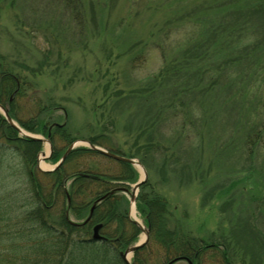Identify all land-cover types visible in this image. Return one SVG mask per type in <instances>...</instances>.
Segmentation results:
<instances>
[{"label": "rangeland", "instance_id": "374dc122", "mask_svg": "<svg viewBox=\"0 0 264 264\" xmlns=\"http://www.w3.org/2000/svg\"><path fill=\"white\" fill-rule=\"evenodd\" d=\"M209 1L228 3L229 10L243 6L233 4L234 0ZM77 2L79 6L74 7L62 0H9L0 9L1 52L16 54L18 59L35 66L43 51L52 50L41 75L33 78L36 91L29 90L27 97L19 100L21 117L32 118L37 99H55L60 108L50 117L55 121L51 127L66 122L78 139L108 134L101 136L103 145L99 146H115L138 160L144 156L141 152L147 134L156 131L164 138L166 153H157L153 159L147 157L144 166L149 185L144 190L155 191L167 200L169 209L174 211L169 215L171 224L182 218L195 235L210 239L212 233H240L250 220L264 237V137L252 156L245 143V135L250 131L246 126L264 125L262 63L257 67L246 63V67L228 68L229 74L221 78L215 74L194 77L189 83L180 80L181 86L174 89L169 82H163L161 70L167 66V56L174 59L180 50L184 52L208 33V25L189 20L194 4H203L205 0ZM226 14L223 11L217 19L226 18L227 24L236 22V16ZM257 32L259 36L254 32L234 37L235 45L242 48L255 43L253 37L260 41L262 32ZM254 68L259 71L255 75ZM231 77L236 78L232 87L228 84ZM62 108L68 109L67 116ZM0 113L3 114L1 109ZM261 133L264 136V131ZM42 142L43 153L38 155L37 168L44 172L40 169L50 170L57 163L50 159L48 142ZM56 145L62 152L69 147L58 136ZM80 146L87 147L82 141L77 143ZM66 168L78 174L93 171L114 176L120 173L122 165L104 154H84L70 160ZM134 168L137 182L143 173L139 166ZM188 171L195 176L191 183ZM41 180L50 184L51 178ZM14 183L5 182V188L15 190L20 183ZM86 183L89 184L88 180ZM114 186L127 184L115 181ZM89 187L97 185L91 182ZM207 193L208 201L203 204ZM126 196L129 198L130 194L126 192ZM63 200L59 196L55 210L64 207ZM70 201L68 198L69 204ZM88 212L89 209L82 217L69 213V218L82 221ZM135 212L143 221L141 214ZM143 238L141 230L136 243ZM231 241L239 253L236 263L243 264L244 252L237 247L236 238ZM150 252L153 261L161 258V251L154 244ZM245 259L251 260L248 255ZM216 263L209 258L205 261Z\"/></svg>", "mask_w": 264, "mask_h": 264}, {"label": "trees", "instance_id": "16d2710c", "mask_svg": "<svg viewBox=\"0 0 264 264\" xmlns=\"http://www.w3.org/2000/svg\"><path fill=\"white\" fill-rule=\"evenodd\" d=\"M8 1L0 0V9ZM62 1L70 6H79L77 0ZM205 1L203 4H194L189 20L195 24L201 22L208 25V33L183 49L184 52L181 53L180 50L174 59L167 56V66L161 70L163 82H169L172 88L181 86L178 81L189 83L194 77H212L216 74L221 78L222 75L229 74L228 68L256 66L261 63L260 68L264 67V0H234L233 4L243 3V6L230 10L228 3L213 4L209 0ZM223 11L236 16V22L227 24L226 18L217 19ZM259 29L262 32L260 41L253 37L256 39L255 43L243 45L242 48L235 45L234 37L254 32V35L259 36ZM42 54L40 62L30 66L26 60L18 59L16 54H4L0 51V104L9 110L12 118L22 128L50 138L53 144L50 159L57 163L64 152L58 149L56 136L68 146L78 140L69 131L66 122L51 127L55 121L50 120V117L58 111L60 103L49 97L40 98L37 99L32 118L24 120L20 115L19 100L27 97L29 90L36 91L33 78L41 75L52 50L43 51ZM253 70V75L259 72L257 68ZM235 79L230 78L228 84L231 87ZM62 110L66 116L69 114L67 108ZM246 127L250 131L245 135V143L252 156L264 137L261 133L264 125L259 128L253 123ZM104 135L108 134H96L87 140L95 145H103L100 138ZM147 135L144 152H141L144 156L140 159L143 164H146L148 156L153 159L157 153H166V145L162 143L164 138L160 133L150 131ZM107 148L111 152L134 157L121 153L115 146L108 145ZM42 150V140L22 136L0 113V188L4 187L0 190V264H126L121 251L136 243L141 229L129 218L130 201L124 192L116 191L108 195L97 204L91 220L81 222L88 216L97 199L118 187L114 186L115 181L125 182L129 188L131 183H135L137 172L134 166L121 161L120 173L114 176L93 171L82 172L85 175L69 172L66 164L73 158L84 154L103 155L89 147L80 146L73 149L56 170L41 172L37 168V158ZM45 177L51 178L50 184L42 182L41 178ZM188 179L190 183L195 179L190 171ZM87 180L89 184L86 183ZM7 181L12 185L17 181L20 185L15 190H10L5 188L4 183ZM91 182L97 187H89ZM148 185L147 181L141 185L136 208L150 228V238L135 251L132 264H205L207 258L216 261V264H238L236 256L239 253L234 249L232 238H236L237 247L244 252L243 264H264V237L255 225L250 224V220L248 227H243V233L239 231L241 234L232 230V236L223 231L220 236L212 233L210 239L201 238L183 224L182 218L175 219L171 224L169 215L174 211L169 209L163 196L155 191L144 190ZM208 193L204 195L203 204L208 201ZM59 196L64 198V207H60V211L55 210ZM68 198L71 199L70 204ZM88 209L89 212L82 221L73 223L69 218V213L82 217ZM98 223H103L101 234L104 237L93 240L91 232ZM257 226L260 228L258 224ZM153 244L162 254L158 261H153L151 257L150 249ZM247 255L251 258L250 261L245 259ZM175 258L180 260L172 262Z\"/></svg>", "mask_w": 264, "mask_h": 264}, {"label": "water", "instance_id": "95a60500", "mask_svg": "<svg viewBox=\"0 0 264 264\" xmlns=\"http://www.w3.org/2000/svg\"><path fill=\"white\" fill-rule=\"evenodd\" d=\"M0 109L3 112L4 116L6 117L7 121L9 122V124L14 126L22 135L30 137V138H34V139H37V140H42V141L48 142L50 153H52L53 147H52L51 140L48 137L47 138L40 137V136H37V135H34L32 133H29V132L25 131L11 117V115L9 114V111H8L7 108H5L3 105L0 104ZM81 141L84 142L90 148H92V149H94V150H96V151H98V152H100L102 154H105V155H107L109 157H112V158H114L116 160H119V161L130 163V164H132L134 166H139L141 168L142 173H143L142 178L136 184L133 185L132 191H130L131 197H130L129 217L131 218L132 207L136 208V198H137V193L139 191V188L144 182H146V180L148 178V172H147L145 166L143 165V163L140 160H138L136 158H133V157H128V156H125V155H121V154H117V153L111 152V151H109V150H107V149H105V148H103L101 146H98V145H95V144L91 143L88 140H77V141L73 142L68 147V149L63 154V156L60 159V161L54 166V168L50 169L49 171H53V170L57 169L58 167H60L64 163V161L67 158L68 154L77 146V143L81 142ZM44 171H48V170H44ZM116 191H128L129 192V189L126 188V187H119V188H116L115 190H112L110 193H107V194L103 195L102 197H100L94 203V205L92 206L90 215L88 216L86 221H89L91 219L92 213H93L94 208L96 207V205L98 203H100L101 201H103L108 195H110L111 193H114ZM131 219L142 229V231L144 232V238L141 241H139L138 243L128 246L124 251H121V256L124 259V261L126 262V264H132L131 260H130V258L128 256L129 255L132 256L136 250H138L139 248L144 246L145 243H147V241L149 240V237H150V228L149 227L145 226L143 224V222H140L136 218H131ZM102 227H103L102 223H99V224L94 226L92 239H95V240L102 239L103 236L100 234V229ZM178 260H180V258H175L172 262H175V261H178ZM190 264H193V263L190 262Z\"/></svg>", "mask_w": 264, "mask_h": 264}, {"label": "bare ground", "instance_id": "6f19581e", "mask_svg": "<svg viewBox=\"0 0 264 264\" xmlns=\"http://www.w3.org/2000/svg\"><path fill=\"white\" fill-rule=\"evenodd\" d=\"M48 149H49V147H48ZM41 166L45 167L46 165H45V163L42 162V163H41ZM135 211H136V210H135V207H132V210H131V216H133L134 218H136L137 220H139L138 217L135 215V213H136ZM139 221L141 222V220H139ZM128 257L130 258L131 255H129Z\"/></svg>", "mask_w": 264, "mask_h": 264}]
</instances>
